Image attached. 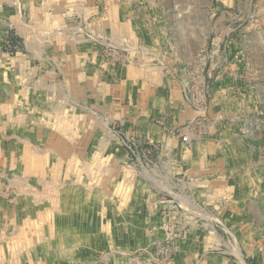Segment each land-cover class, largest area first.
Returning <instances> with one entry per match:
<instances>
[{"label": "rangeland", "instance_id": "rangeland-1", "mask_svg": "<svg viewBox=\"0 0 264 264\" xmlns=\"http://www.w3.org/2000/svg\"><path fill=\"white\" fill-rule=\"evenodd\" d=\"M94 1L69 0V6H84L85 14L66 13L65 32L72 39L95 26L89 31L99 38L101 53L113 55V63H121L115 58L125 50L145 48L148 62L159 69L174 65L175 77L186 76L185 102L197 105L191 129L215 141L225 171L211 191L213 202L189 203L164 184L153 157L138 154L155 146L133 142L108 123L97 124L94 131L102 135L95 140L93 125L79 120L93 122L95 116L75 80L69 78L68 85L59 78L60 87L55 81L51 89L48 78L34 74L35 64L14 62L37 47L38 24L25 19L22 31L34 44L24 47L11 33L0 47V101L6 104L0 112L13 127L0 155V264H179L181 247L196 229L198 262L217 254L213 245L201 246L203 233L214 230L226 241L224 253L217 251L229 264H247L237 230L256 232L264 248V219H258L264 217V0H97L105 5L102 16L118 21L117 37L97 28L96 14L89 10ZM53 32L61 34V26ZM109 42L119 49L116 54ZM41 129L51 131L52 143ZM114 162L120 171L113 170ZM131 168L144 171L145 218L153 219L156 207L157 225L138 221L137 210L127 220L114 198L112 184Z\"/></svg>", "mask_w": 264, "mask_h": 264}, {"label": "crops", "instance_id": "crops-1", "mask_svg": "<svg viewBox=\"0 0 264 264\" xmlns=\"http://www.w3.org/2000/svg\"><path fill=\"white\" fill-rule=\"evenodd\" d=\"M95 2L97 0L89 10L96 14L97 28L99 30L108 29L110 35L117 37L118 21H111V19L102 16L105 5ZM81 8L82 10L77 4L69 6V0H0V47L6 44L7 36L11 33L24 47L35 42L37 47H33V55L19 54L14 62L26 60L30 64H35L36 72L34 74L48 78L47 83L51 89L55 88V81H57V87H60L59 78H65L68 85L69 78L75 80V87L78 93H81L82 101L89 102L88 105L93 106L94 112L92 113L95 116L94 119L98 121L96 123L95 120L92 122L84 117L79 118L85 126L90 122L93 125L91 130L94 131L97 124L106 126L108 123V125L122 128L126 136L132 137L133 142L136 139L140 142H149L155 146V150L142 148L143 150L138 151V154L144 158L149 156L154 158L157 165L155 172L160 173V176L161 173H164L165 180L163 182L173 191V194L179 193L176 194V197H180V199L188 197L186 199L189 203H193L190 202L191 199L195 203L198 200L207 203L213 202L212 190L218 183V175L225 171V164L223 159L214 153L216 151L215 141L205 140V136L199 135L193 128L191 129L193 119L198 112L195 108L197 105L190 107L185 102L182 77L186 79V76L179 72V79L177 76L175 77L177 73L173 71L174 65L167 64L164 70L148 62L149 59L146 56L149 55V52L145 48H141L140 53H135L130 49L125 50L126 54L115 58L121 63H113V55L106 56L99 50L101 46L99 38L96 37V33L89 31L95 27L92 25V28L83 32V35L71 39L68 30L65 32L69 20L66 13H71L70 11L73 9L78 15L81 11L85 14V7ZM116 8L118 10V7ZM22 12L25 13L22 14ZM31 12H33L32 15H30ZM29 18L38 24L37 30L35 29L34 42L33 40L31 42L30 39L26 40V33L22 31L23 22ZM75 19L79 20L80 17L76 16ZM81 25H84L85 30L86 24ZM56 26H61L62 32L57 35L53 32V35L52 28H56ZM79 27L80 25L77 24V27L74 28L79 29ZM89 33L92 34V37L88 35ZM138 40L139 45H144L140 38ZM55 44L61 45V47H56ZM108 45L114 53L119 50L111 42ZM2 75L4 74L1 73L0 76ZM63 85L61 84L62 88ZM199 88L200 85H197L194 92H198L196 89L199 90ZM5 108V101H0V110ZM1 114L0 112V155L4 153L2 142L9 140L13 133V127L10 121L6 120V114ZM42 130L45 131V134H49V136H44L45 141L51 140V131ZM94 132H96L94 139L101 141V132ZM6 133L9 134L8 137ZM182 136H187L190 139L189 143L183 142ZM14 140L20 139L16 136ZM99 147L101 148V146ZM47 151L50 152L48 149ZM111 152L114 153V151ZM51 153L53 154V148ZM169 159L171 162L168 161ZM114 165L117 166V162H114ZM120 169L121 166H114L113 170L120 171ZM128 169H126L124 179L119 178L112 184L113 190L117 192L115 194L117 197L114 196V198L118 199L119 205H122L126 210L123 217L129 220L134 210H137L141 211V214H138L140 216L137 218L138 221H148L149 224L157 225L160 222L158 214L161 212L157 213L156 207H154L155 210L153 208L155 217L150 220L148 217L145 218L149 212L148 209L145 211V205L147 206L149 203L144 201V197L146 193H149V184L143 180L147 179L142 176L144 171ZM135 174L142 178V181ZM255 211L259 213L256 209ZM129 212L133 213L129 214ZM166 216L165 214L164 217ZM258 219H264L262 214H259ZM198 231L196 229L190 234V241L193 242L192 240L196 238L195 243L189 242L182 245L180 256L183 259L179 264H229L228 258L220 254V252L224 253L226 241L221 233L214 230L203 233L206 238L201 246L207 249L213 245L217 254L199 262L196 260L198 252L201 251L197 247L199 246ZM234 234L240 252L247 258V264H264V248L258 244L260 242H257L261 237H258L256 232L247 235L244 230H237ZM219 249H221L220 252L217 251Z\"/></svg>", "mask_w": 264, "mask_h": 264}, {"label": "bare ground", "instance_id": "bare-ground-1", "mask_svg": "<svg viewBox=\"0 0 264 264\" xmlns=\"http://www.w3.org/2000/svg\"><path fill=\"white\" fill-rule=\"evenodd\" d=\"M52 165V164H51ZM52 167V166H51ZM56 169V168H55ZM58 172V171H57ZM53 179H54V177H53ZM63 182V181H62ZM63 194V193H62ZM51 202V201H50ZM174 209V208H173ZM28 218V217H27ZM16 237H18V236H16Z\"/></svg>", "mask_w": 264, "mask_h": 264}]
</instances>
